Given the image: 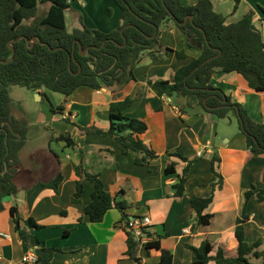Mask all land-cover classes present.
<instances>
[{
  "label": "crops",
  "instance_id": "0c3cea01",
  "mask_svg": "<svg viewBox=\"0 0 264 264\" xmlns=\"http://www.w3.org/2000/svg\"><path fill=\"white\" fill-rule=\"evenodd\" d=\"M197 1L181 0V3L184 6H192ZM212 2L215 11L226 17L227 24L237 23L246 14L254 12V25L261 31L264 40V0H242L235 13L231 0ZM66 16L71 17L78 27L82 19L87 27L105 33L113 31L120 22V11L113 0L75 1ZM160 41L164 48L173 52H169V56L163 61L144 55L134 71L136 81L115 91L110 88L100 91L80 88L69 97L62 95L65 97L64 105L59 106H63L64 111L57 110L53 113L55 117L70 119L75 125L81 124V127L97 126L108 129L109 117L105 124H101L98 118L100 108L109 114V105L112 102L130 97L133 102L125 115L147 123L148 130L141 137L157 153V158L147 165H136L138 154L129 151L124 155L119 139L80 132L76 145L70 146L75 152V162L70 165L69 173L65 170V165L62 167V162H65L59 157L60 169L57 173L61 171L64 176L59 185L60 196L51 188L42 185L50 182L52 178L46 182L32 177L23 185L29 189L22 191L20 187L16 195L4 199L6 209L0 211V233H6L10 238L0 241V264H18L22 256L30 250L14 229L9 213V208L14 206L20 210L23 226L38 238L41 247L60 249L53 255L52 264H137L126 254L125 230L116 226L123 219L121 212L114 214L111 220H106L107 215H110L107 213L100 223L91 222L83 213L82 208L91 202L94 189L90 181V184H84L80 204L70 201V196L77 188L79 178L74 169L80 162L81 152L86 172L99 175L108 192L117 194L119 200L128 203L130 208L126 210V214L130 219L148 216L152 221L148 230L152 232L153 238L169 233V236L163 237L160 242L162 249L172 252L173 264H191L192 253L186 246L199 247L204 241L213 246V256L219 248L224 251L226 257L237 256V219L243 213L246 192L264 189V157L251 154L246 146L245 135L234 130L232 122L227 124V131L222 130V119L211 113H202L197 96L186 99L177 97V100L167 96L156 97L149 87L150 80L171 79L179 68L198 58L201 53L197 48L188 47L185 34L172 24L161 28ZM181 50L187 55L184 59H179L175 54V51ZM211 83L223 89L234 102L242 104L254 121L264 123V92H255L236 72L217 73ZM40 94L50 100L46 89H41L38 95ZM187 104L197 111L188 113ZM49 150L51 151L50 146ZM170 151L185 157L201 158L190 167L186 195L181 199L173 197V185L178 182L177 175H182L187 163L168 155ZM214 153L221 158L216 168L223 178L221 188L218 184L219 178L213 179L211 172V157ZM172 162L176 163L177 175L167 176L165 168ZM19 171L17 177L20 176ZM213 183L216 184L214 191ZM65 193L68 196L63 201ZM213 193V203L205 211L206 214L213 215L211 223L200 226L197 233L193 234L191 228L196 217L189 202V195L207 198ZM247 210L250 219L245 224L246 241L249 244L261 241L257 250L264 251V199L259 201L254 194ZM30 218L45 228H31ZM65 230L70 231L68 236L65 235ZM144 245H140L137 253L141 264H158L160 250L147 251ZM250 260L257 264L263 262L262 258L256 259L253 256H250Z\"/></svg>",
  "mask_w": 264,
  "mask_h": 264
},
{
  "label": "trees",
  "instance_id": "16d2710c",
  "mask_svg": "<svg viewBox=\"0 0 264 264\" xmlns=\"http://www.w3.org/2000/svg\"><path fill=\"white\" fill-rule=\"evenodd\" d=\"M75 1L78 0H0V211L6 209L4 199L20 191L16 177L21 164L20 153L27 141L26 124L11 113L10 87L20 86L37 93L44 88L65 97L83 87L94 91L103 88L121 90L136 81L134 71L144 55L163 61L169 56V52H173L164 48L160 41L161 28L169 24L185 34L188 47L197 48L201 53L198 58L179 68L171 79L150 80L148 84L151 91L158 98L176 96L186 99L197 96L202 113L214 114L219 119L233 114L238 120L239 129L245 135L247 149L253 156L264 157V123L254 121L242 104L234 102L223 89L211 83L217 73L236 72L255 92H264V40L261 31L254 25V12L246 14L237 23L227 24L226 17L215 11L212 0H198L192 6H184L181 0H113L120 11V22L113 31L105 33L87 27L82 19L79 27L68 29L66 13ZM231 1L234 3L235 13L242 0ZM46 3L50 4L49 9L43 17L37 18L39 5ZM262 13L264 20V8ZM187 17L190 20L185 24ZM175 54L179 59L187 57L183 50L175 51ZM215 56L216 58L202 65ZM132 102L127 97L109 105L108 129L76 126L84 134L119 139L124 155L129 151L136 152L138 156L135 164L144 166L157 158V153L141 137L148 130L147 123L125 115ZM187 107L191 108L188 104ZM57 110L64 111V107L59 106L52 112L56 113ZM60 139L66 140L68 146L76 145L71 135H61ZM168 155L187 163L182 175H177L175 162L165 168V175H177L178 182L173 185V197L181 199L186 195L190 167L201 158L189 159L178 152H168ZM220 162V156L214 153L211 157V172L213 179L219 178L221 188L223 178L216 171ZM75 173L79 179L72 202L80 204L84 181H90L94 189L91 202L82 208L83 213L91 222L100 223L108 211L118 209L123 219L116 226L126 232V254L137 264H141L137 255L141 243L134 238L128 227V203L119 200L117 194L108 192L99 175L86 172L82 152ZM63 179L64 176L59 171L50 182L42 185L59 194V185ZM215 188L216 184L213 183V191ZM254 194L259 201H263L264 189L250 190L245 194V206L241 217L237 219L235 230L237 256L226 257L221 248L213 256V246L204 241L199 247L186 246L192 253L191 264H257L250 260V256L262 258L261 264H264V251L257 250L261 241L249 244L245 236V224L250 219L247 206ZM213 200L214 193L207 198L189 195L196 217L191 228L193 234L197 233L200 226L211 223L213 215L206 214L205 211ZM9 213L21 241L30 249L36 250L41 264H52L53 255L60 249L41 247L38 238L23 226L18 207L9 208ZM29 224L31 228H45L33 218L29 219ZM148 228L145 233L151 240L144 245L147 251L160 250L158 264H173L172 252L162 249L160 242L169 233L153 238ZM69 233L70 231L65 230L66 236Z\"/></svg>",
  "mask_w": 264,
  "mask_h": 264
},
{
  "label": "rangeland",
  "instance_id": "374dc122",
  "mask_svg": "<svg viewBox=\"0 0 264 264\" xmlns=\"http://www.w3.org/2000/svg\"><path fill=\"white\" fill-rule=\"evenodd\" d=\"M49 7V3L40 4L37 18L43 17ZM67 26L69 30H73L75 27H78L71 17L67 18ZM9 90L11 98V113L17 119L22 120L27 127L26 145L20 153L21 165L19 166L20 171L18 170L20 172V176L17 177L16 180L19 188L21 187L22 191L29 189V187L23 185L27 184L28 179L32 177L34 179L46 180V182L47 180L50 181V178L53 179V175L60 169V159L65 162H62V167L65 165V170L67 169V172L69 173L68 170L70 165L75 162V152L70 149L66 140L60 139V136L71 135L73 141L76 142V139H78L81 135V130L71 121L55 117L52 112V110L57 109L59 105H64L63 100L65 97H62L61 94L46 90V92L50 95V100H48L43 95L40 94L38 96L37 92L20 86H11ZM173 99L177 100V97H173ZM186 110L190 114L197 111L189 107H186ZM58 111L61 112L60 110ZM104 111L105 110L100 108V111L98 112V118L100 119L101 124H105L108 117V114ZM223 120L224 119L221 120V124H224L221 127L222 130L227 131V124L232 122V128L242 134L238 127V120L233 114H230L225 121ZM89 135L93 136L96 134ZM49 146L51 151L49 150ZM170 152L173 153L175 151ZM190 157L191 156H188L187 158L192 159L195 156H192V158ZM28 174L30 176H28ZM86 182L89 183V181L85 180L84 184ZM68 188L69 186H67V191ZM74 194L70 196V201H72ZM60 195L61 193L59 196ZM67 196L68 194L65 193L63 201H65ZM119 212L120 211L115 208L110 210L108 212L110 215H107L108 217L106 218L108 219L106 220H111L114 214H119Z\"/></svg>",
  "mask_w": 264,
  "mask_h": 264
},
{
  "label": "built area",
  "instance_id": "2783aa9c",
  "mask_svg": "<svg viewBox=\"0 0 264 264\" xmlns=\"http://www.w3.org/2000/svg\"><path fill=\"white\" fill-rule=\"evenodd\" d=\"M150 225H152L151 219L148 216H144L130 219L128 227L132 230L136 240H138L141 244H146L150 240V237H148L145 233V229H147ZM9 238L10 236L8 234L0 233V241ZM18 264H41V262L36 250L30 249L22 256Z\"/></svg>",
  "mask_w": 264,
  "mask_h": 264
},
{
  "label": "water",
  "instance_id": "95a60500",
  "mask_svg": "<svg viewBox=\"0 0 264 264\" xmlns=\"http://www.w3.org/2000/svg\"><path fill=\"white\" fill-rule=\"evenodd\" d=\"M190 20V17H187L186 19H185V24L186 23H188V21ZM123 31H124V29L122 30V33H123ZM34 42H35V40H34ZM86 52H87V50L86 51H84L82 54L83 55H85L86 54ZM214 58H216V56L215 57H212V58H209V59H207L205 62H203V64L202 65H205V64H207L208 62H210L211 60H213ZM13 59V57L9 60V61H11ZM8 61V62H9ZM1 62V61H0ZM7 63V62H6ZM39 96V95H38Z\"/></svg>",
  "mask_w": 264,
  "mask_h": 264
}]
</instances>
